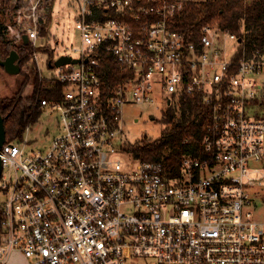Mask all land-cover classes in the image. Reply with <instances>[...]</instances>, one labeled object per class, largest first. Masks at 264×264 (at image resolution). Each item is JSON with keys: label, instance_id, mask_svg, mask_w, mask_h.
<instances>
[{"label": "built area", "instance_id": "obj_1", "mask_svg": "<svg viewBox=\"0 0 264 264\" xmlns=\"http://www.w3.org/2000/svg\"><path fill=\"white\" fill-rule=\"evenodd\" d=\"M73 1L81 44L68 55L79 62L55 67L47 81L62 97L42 100L61 132L27 150L29 126L0 149V264L14 252L29 264H264V220L248 193L264 181V120L253 112L264 57H246L238 35L211 25L200 47L187 42L170 23L188 0ZM44 2L17 10V42L45 44ZM102 52L133 72L104 104ZM158 87L164 112L182 93L211 109L201 152L182 157L179 175L117 141L124 106L152 103Z\"/></svg>", "mask_w": 264, "mask_h": 264}, {"label": "trees", "instance_id": "obj_2", "mask_svg": "<svg viewBox=\"0 0 264 264\" xmlns=\"http://www.w3.org/2000/svg\"><path fill=\"white\" fill-rule=\"evenodd\" d=\"M8 1L0 0V9ZM17 1L19 5L23 3V0ZM51 8V5L47 6L46 23L43 21L41 26V35L44 37L48 35L46 26L53 18ZM102 15V11L96 12L97 18L101 19ZM207 25L238 35L243 43L240 53L245 52L246 57H264V0H188L183 10L170 23L171 28L181 32L187 42H193L198 47L202 30ZM4 30L5 27L0 23V57L5 59L15 49L20 56V74L23 78L14 95L0 98V109L5 119L7 139L21 141L26 129L37 123L41 117L42 100L54 101L62 97V84L47 86L38 71L33 69L36 75L32 88L25 94L31 76L23 72V67L31 59L35 48L24 41L20 46L13 47L10 42H6ZM53 63L51 54L50 64ZM99 75L104 104L117 83L132 77L133 72L123 68L109 53L102 52ZM210 117L211 109L202 103L200 96L182 93L174 97L172 104L163 113L161 122L165 129L160 138L128 144L126 149L137 160L162 162L168 176L179 175L182 157L185 154H200L201 142ZM186 139L190 142L186 143Z\"/></svg>", "mask_w": 264, "mask_h": 264}, {"label": "rangeland", "instance_id": "obj_3", "mask_svg": "<svg viewBox=\"0 0 264 264\" xmlns=\"http://www.w3.org/2000/svg\"><path fill=\"white\" fill-rule=\"evenodd\" d=\"M18 1L12 2L9 0L2 5L0 9V23L5 27L6 42H10L12 46H20L16 36L23 32V24L18 23L17 10L21 7H26L28 4L23 3L17 5ZM51 5L52 20L46 26L48 32L45 37V44L42 45V40H38V47L31 54V59L23 67V72L31 76V82L25 88L27 94L32 88V81L35 77L33 69L38 71L40 77L50 83L47 78H51L56 74L55 66L50 64L51 54L53 62L59 57L68 55L72 52V48L81 44L80 31L76 27L75 17L78 14L77 3L73 0H45L40 8L42 16L40 21V29L42 22L46 23L47 6ZM28 24L27 22H23ZM232 50L234 43H231ZM15 50V49H14ZM35 53L38 58L34 57ZM22 74H8L1 70L0 75V98L10 97L14 95L20 88ZM261 88L264 89V74L254 77ZM154 101L147 104L128 103L123 108L121 126L123 132L117 139L118 142H129L136 144L144 141H154L160 138L165 125L161 122L163 118L164 94L160 92L159 87L155 91ZM253 112L257 118L264 120V96L258 104L254 106ZM154 116V118H152ZM61 132L59 118L56 112L50 107L42 109L41 117L38 122L31 125V131L25 134V138L29 140L27 150L40 149L48 147L52 139ZM262 166V165H261ZM248 193L253 199L252 208L250 209L254 217L259 220H264V181L263 186L254 187L248 190ZM4 201V197L0 194V205ZM28 261V260H27ZM134 264H148L146 258H137Z\"/></svg>", "mask_w": 264, "mask_h": 264}, {"label": "water", "instance_id": "obj_4", "mask_svg": "<svg viewBox=\"0 0 264 264\" xmlns=\"http://www.w3.org/2000/svg\"><path fill=\"white\" fill-rule=\"evenodd\" d=\"M14 1L16 0H12V2ZM23 41L25 44L29 43V38L26 34L23 36ZM77 62H79L78 59H73L69 55H64V56L59 57L53 63V66L59 67L67 63H77ZM1 69H3L8 74H12V75L19 74L21 72V60L16 50H12L10 55L6 57L5 59L0 57V75H1ZM152 118H154V116H152ZM6 140H7V132H6V127H5V119L0 109V149L4 145ZM2 171H3V165H2L1 158H0V179L2 176Z\"/></svg>", "mask_w": 264, "mask_h": 264}, {"label": "crops", "instance_id": "obj_5", "mask_svg": "<svg viewBox=\"0 0 264 264\" xmlns=\"http://www.w3.org/2000/svg\"><path fill=\"white\" fill-rule=\"evenodd\" d=\"M6 264H29L27 259L19 252L11 254Z\"/></svg>", "mask_w": 264, "mask_h": 264}]
</instances>
